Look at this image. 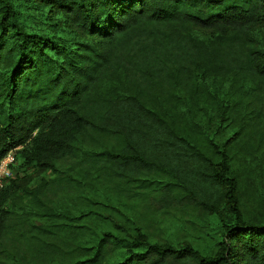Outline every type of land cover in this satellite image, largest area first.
Instances as JSON below:
<instances>
[{"label": "trees", "instance_id": "16d2710c", "mask_svg": "<svg viewBox=\"0 0 264 264\" xmlns=\"http://www.w3.org/2000/svg\"><path fill=\"white\" fill-rule=\"evenodd\" d=\"M20 1L0 0V160L15 153L0 252L14 264H264V202L242 186L264 155V0H23L68 37L29 31ZM58 161L145 201L149 226L216 216L215 248L96 237L48 208L68 189L56 169L27 192L48 227L4 220L22 171Z\"/></svg>", "mask_w": 264, "mask_h": 264}, {"label": "rangeland", "instance_id": "374dc122", "mask_svg": "<svg viewBox=\"0 0 264 264\" xmlns=\"http://www.w3.org/2000/svg\"><path fill=\"white\" fill-rule=\"evenodd\" d=\"M18 5L24 14V22L29 31L47 35L56 34L62 37L69 36V32H60L55 27L48 26L47 19L39 12L33 11L27 2L22 0ZM252 168L253 170L249 173L251 177L244 178L242 186L250 185L251 188H255L264 202V155L262 151L261 154L253 157ZM53 169H56L65 179L68 189L51 197L47 203L48 208L54 213L71 217L73 219L71 224H81L87 221L96 237L109 233L120 238H131L138 232L145 231L152 243L164 240L175 247L190 244L204 253L212 251L220 238V222L216 216L200 220L196 216L161 213L151 219L149 226L143 216L146 209L145 201L117 195L106 186L96 182H84L65 161L54 163L53 168L23 170L19 180L15 183L18 186L16 189L18 194L14 201H11L12 203L9 202L4 207V220L13 215H20L27 218L31 224L48 227V220L31 209L33 199L27 192L33 190L41 179L54 178ZM91 238L92 235L87 236L85 241L90 242ZM0 264H14L9 252L3 249L0 252Z\"/></svg>", "mask_w": 264, "mask_h": 264}, {"label": "built area", "instance_id": "2783aa9c", "mask_svg": "<svg viewBox=\"0 0 264 264\" xmlns=\"http://www.w3.org/2000/svg\"><path fill=\"white\" fill-rule=\"evenodd\" d=\"M15 165V153L10 151L0 160V190L14 178L13 166Z\"/></svg>", "mask_w": 264, "mask_h": 264}]
</instances>
